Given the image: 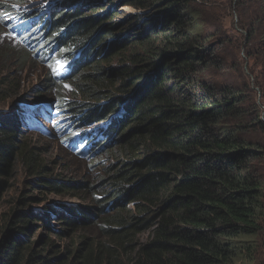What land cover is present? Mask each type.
I'll list each match as a JSON object with an SVG mask.
<instances>
[{
  "label": "trees",
  "instance_id": "1",
  "mask_svg": "<svg viewBox=\"0 0 264 264\" xmlns=\"http://www.w3.org/2000/svg\"><path fill=\"white\" fill-rule=\"evenodd\" d=\"M163 1L127 0L123 5L152 8ZM167 1V17L173 21L143 22L131 39H117L109 50L106 40L129 31L133 23L112 24L119 13L104 11L109 5L92 7L94 2L87 1L84 11L83 0L61 1L54 24L67 35L55 36L52 45L69 56L81 51V61L72 59L75 71L65 79L85 96L82 102L74 100L70 110H84L71 126L45 132L72 139L87 130L103 131L105 121V132L113 136L119 128L114 124L122 121L117 141L136 144L127 161L132 159L131 172L120 171V181L109 175L115 183L105 201L94 193L91 205L67 212L22 209L3 218L0 264H264V120L258 114L244 123L238 96L193 78L190 72L200 68L189 31L204 26L183 20V0ZM10 2L0 0V9H10ZM249 5L239 1L241 18L250 15L253 24L245 25L255 35L264 34V0ZM160 34L165 41L158 46L154 39ZM146 36V41L136 40L139 49L121 53L128 41ZM116 58L118 67L106 68ZM47 81L55 85L52 76ZM197 91H204L206 100H197ZM55 99L63 100L60 92ZM105 99L108 103L98 104ZM5 118L0 115V197L7 196L18 157L35 159L34 174L46 172L23 142L26 132L18 121ZM46 184L63 191L50 179ZM41 219L49 224V234L35 236ZM143 232L148 238L139 242Z\"/></svg>",
  "mask_w": 264,
  "mask_h": 264
},
{
  "label": "rangeland",
  "instance_id": "2",
  "mask_svg": "<svg viewBox=\"0 0 264 264\" xmlns=\"http://www.w3.org/2000/svg\"><path fill=\"white\" fill-rule=\"evenodd\" d=\"M34 1L44 6L50 0ZM87 1L94 2L90 5L92 7L109 5L104 11L113 9L119 13L112 24H123L127 21L133 23V28L129 31L108 38L105 50L113 48L117 39L126 36L131 39L130 34L134 33L132 30L142 28L143 22L150 23L151 26H160L161 20L164 23L166 20H174L167 17L168 9L171 7V3L167 0L152 8L123 5L127 0H85L82 5L84 11H88ZM239 1L183 0L181 4L185 10L182 11V18L189 26L195 23L204 26V28L196 30L192 28L189 31L195 39L194 46L198 57L196 65L200 68V71L190 72L193 78L210 83L217 92L229 91V94L238 96L241 100L240 109L245 114L244 123H249L258 114L264 120V34L255 35L253 29L250 31L249 26L245 25V22L253 24V19L250 15L246 16V21L241 18ZM246 2L251 6L252 0H246ZM138 17L144 19L140 21ZM135 24L139 26L134 27ZM10 36L9 30L0 33V92L3 93L0 96L1 117L17 120L18 127L26 130L22 120H29L27 116L31 113L35 116L39 114L36 111L42 103L56 104V100L53 99L55 95H58V91L68 102L85 100V96L79 93L78 89L76 90L74 83L55 81V85H49L47 78L51 74L46 66L47 63H43L39 54L32 56L31 52L25 49L15 48L14 46L18 45L9 39ZM139 38L146 41L147 36L128 41L121 53L139 49L136 42L140 40ZM164 38L165 34H160L154 39L155 45L164 44ZM117 61L116 58L108 62L106 68L118 67ZM167 83L170 86L173 84L171 81ZM195 96L200 102L206 100L203 98L206 96L204 91L195 92ZM108 101L105 99L98 104L108 103ZM52 108L56 109V107ZM38 125H35L36 130L33 132L26 131L22 140L34 149L36 160L44 166L46 172L34 174L35 159L30 161H27L25 157L15 159L14 167L9 175L11 179L7 183V196L0 197V223L3 218L13 217L22 209L49 211L54 207L63 210L74 209L78 205H91L94 193L100 195L98 199L105 201L111 198L113 193L111 186L115 183L109 179V175L113 172L115 181H120L122 175H117L120 171L127 175L131 172L128 163L132 159L127 161L129 155L133 156L132 149L136 144L135 141L130 140L117 141L122 125L119 126L118 133L113 138V141L117 142L107 145L98 159V155L86 156L85 152L71 153L64 148L66 135L64 137L46 136ZM5 178H7L6 175ZM49 179L55 183L56 187L63 188V191H52L50 185L46 184ZM85 185L87 186L84 187ZM30 194H34L33 198L27 197ZM19 201H24L25 205ZM46 223L42 219L39 220L33 228V234L35 236L39 232L44 235L49 234V224ZM51 235L54 236V234ZM147 238L148 232H143L138 241L142 242Z\"/></svg>",
  "mask_w": 264,
  "mask_h": 264
},
{
  "label": "clouds",
  "instance_id": "3",
  "mask_svg": "<svg viewBox=\"0 0 264 264\" xmlns=\"http://www.w3.org/2000/svg\"><path fill=\"white\" fill-rule=\"evenodd\" d=\"M61 1L62 0H50L47 1L44 6H40V3L34 0H11L10 4L12 7L10 9H0V33L9 30L11 32L9 39L18 45L14 46L17 49H25L26 51L31 52L32 56L33 54L35 56L39 54L40 59H42L43 55L47 56L46 60L42 61L43 63H47L46 66L49 68L51 74L49 76L54 78V84L55 81L69 84L70 82L65 78L75 71L73 65L74 60L80 62L82 54L79 50V54L72 52L73 55H71V53L69 56L64 52H61L60 46L53 48L52 40L55 36L64 37L67 35V30L60 32L55 29L54 24L55 18L60 14ZM57 61L67 62L64 65L66 70L61 71L59 74L53 71V69L57 67ZM73 103H75L74 100L68 102L65 97H63L61 102L56 100V104L52 102L45 103L48 107L44 108L42 113L45 114L46 125L48 127H69L76 123L83 112L81 110H84V108L79 106L76 108L75 112H72L69 106ZM52 107H56V109H53ZM55 120H57V125L54 124ZM22 121V125L26 127V130L24 131L33 132V130L29 129L27 126L26 120ZM101 124L106 125L103 131L87 130L72 139H68L69 135H66L64 137V140L66 141L64 148L71 153L76 152L79 154L85 152L86 156L98 155L97 159L98 157L100 158L99 155L104 153V148L112 142H116L113 141V138L118 133L117 130L113 136H110L105 132L109 127L107 122H101ZM121 124L122 121H117L114 124V127H119ZM45 133L46 136L52 135L51 133ZM72 134L76 135V132H73ZM52 137L55 136L52 135ZM97 196L100 198V195ZM63 211L67 212L68 210L63 209Z\"/></svg>",
  "mask_w": 264,
  "mask_h": 264
},
{
  "label": "snow or ice",
  "instance_id": "4",
  "mask_svg": "<svg viewBox=\"0 0 264 264\" xmlns=\"http://www.w3.org/2000/svg\"><path fill=\"white\" fill-rule=\"evenodd\" d=\"M66 61H57V67L53 69L54 72H56L57 74H59L61 71L66 70L64 68V65L66 64ZM67 87V85L65 86Z\"/></svg>",
  "mask_w": 264,
  "mask_h": 264
},
{
  "label": "bare ground",
  "instance_id": "5",
  "mask_svg": "<svg viewBox=\"0 0 264 264\" xmlns=\"http://www.w3.org/2000/svg\"><path fill=\"white\" fill-rule=\"evenodd\" d=\"M84 142V141H83Z\"/></svg>",
  "mask_w": 264,
  "mask_h": 264
}]
</instances>
